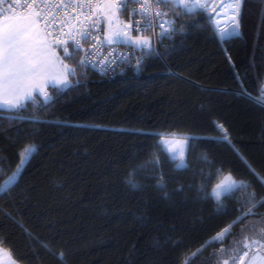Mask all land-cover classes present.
Instances as JSON below:
<instances>
[{
	"label": "trees",
	"instance_id": "trees-1",
	"mask_svg": "<svg viewBox=\"0 0 264 264\" xmlns=\"http://www.w3.org/2000/svg\"><path fill=\"white\" fill-rule=\"evenodd\" d=\"M213 23L190 29L182 44L179 36L175 45L165 42L175 51L149 60L139 73L105 78L88 68L84 86L64 90L40 113L48 123L0 117V169L6 170L0 184L15 171L21 149L38 146L18 184L0 192V208L10 203L16 209L14 219L0 216V235L8 237L5 247L15 257H25L21 264H176L182 253L207 241L196 258L200 264L218 251L211 238L235 217L217 216L212 201L202 202V194L187 189L199 183L193 171L173 170L177 161L165 160L167 196L154 187L151 173L135 175L142 188L129 186V158L142 156L151 143L136 129L212 137L220 135L212 122L222 123L239 155L225 143L197 142L192 168L202 151H210L244 178L248 192L264 198V110L234 94L237 72L249 82L260 75L264 86V0H246L237 36L221 40L208 27ZM181 185L183 192L177 191ZM253 211L246 223L264 217V207ZM28 231L44 243L54 239L53 250H63L65 259L30 240ZM233 231L239 233V226ZM231 242L229 237L225 244Z\"/></svg>",
	"mask_w": 264,
	"mask_h": 264
},
{
	"label": "snow or ice",
	"instance_id": "snow-or-ice-1",
	"mask_svg": "<svg viewBox=\"0 0 264 264\" xmlns=\"http://www.w3.org/2000/svg\"><path fill=\"white\" fill-rule=\"evenodd\" d=\"M2 3L4 0H0ZM223 7V0H59L56 4L49 0H12L7 5V14L0 11V109L7 110V114L0 112V117L10 123L20 121L32 126L48 123L40 119V113L66 94L64 90L84 86L89 66H99L103 74L117 69L123 72L126 68L140 71L149 60L175 51L174 46L164 45L165 40L175 45L179 36L182 44L189 30L200 26L202 21H214L208 27H215L214 35L218 34L221 40L237 36L246 0H232L228 17L232 25L230 30L220 26L225 15L221 11ZM120 45L130 46L129 51L120 52ZM162 46L165 47L163 53ZM137 50L139 53L134 57ZM235 75L234 94L249 103L255 102L264 110L262 77L257 75L249 82L246 75L242 77L238 72ZM49 86L53 89L51 93ZM253 91L257 95L254 96ZM212 123L219 136L196 137L176 128L134 130V134L151 143L145 144L142 156L134 154L129 158L131 170L127 183L132 189L142 188L143 185L134 180L135 175L151 173V178L156 180L154 187L167 196L164 162L178 160L173 170H191L199 177V183L188 185L187 189L202 194V202L212 201L217 216L235 217L212 236L220 247L201 259L200 264H264V217L246 223L255 215V208L264 207V198L258 199L255 190L248 192L250 185L244 178L231 166L218 161L210 151H202L196 160L197 166L192 168L193 145L197 142L225 143L239 155L224 125L218 121ZM36 152L38 146L35 144L21 149L20 162L0 184V192L7 194L18 184V177L23 175L22 166L30 163L29 157ZM5 171L0 169V175ZM185 187L181 185L177 191L183 192ZM229 204L234 205L231 211ZM15 211L10 203L5 204L0 208V216L14 219ZM237 226L239 233L233 231ZM25 235L41 243L49 254L65 259L63 250H53L54 239L44 243L30 231ZM229 237L232 242L226 245ZM207 243L182 253L176 264H196V258ZM8 244V237L0 235V264H5V257L7 264H21L25 257H15L14 250L5 247Z\"/></svg>",
	"mask_w": 264,
	"mask_h": 264
},
{
	"label": "built area",
	"instance_id": "built-area-1",
	"mask_svg": "<svg viewBox=\"0 0 264 264\" xmlns=\"http://www.w3.org/2000/svg\"><path fill=\"white\" fill-rule=\"evenodd\" d=\"M49 2L50 3H52V4H56V3H58L59 2V0H49ZM231 2H232V0H223V4H224V6L226 5V4H231ZM9 3H12V0H4V3H2V4H0V11H3L4 12V14H7V11H6V9H7V5L9 4ZM53 11H55V9L53 8L52 9ZM17 11H20V9L19 8H17ZM157 32H159V29H157L156 30ZM165 42H167V40H165L164 41V43ZM129 47L130 46H128V45H120L119 46V51L120 52H124L125 54L129 51ZM161 49V48H160ZM107 52H108V48L107 47H105L104 48V53L105 54H107ZM138 53H139V50H137L136 51V53H134V57L136 56V55H138ZM132 63L134 64L135 63V58H133V60H132ZM89 69H92L94 72H96L99 76H101V77H114L115 75H118V74H121V71L119 70V69H117V70H115V71H109L107 74H103V69L102 68H100L99 66H89ZM129 69H125L124 71H128ZM131 71H133L134 73H139L140 71H135V70H131Z\"/></svg>",
	"mask_w": 264,
	"mask_h": 264
},
{
	"label": "rangeland",
	"instance_id": "rangeland-1",
	"mask_svg": "<svg viewBox=\"0 0 264 264\" xmlns=\"http://www.w3.org/2000/svg\"><path fill=\"white\" fill-rule=\"evenodd\" d=\"M224 10V11H223ZM225 15H224V18L222 19V21H221V24H220V26L221 27H226V26H228V27H230V26H232L231 24H230V22H229V19H228V17L230 16V8H229V5H227V6H225V7H223V9L221 10ZM229 29H231V28H229ZM177 161V163H179V161L178 160H176ZM5 264H7V257H5Z\"/></svg>",
	"mask_w": 264,
	"mask_h": 264
},
{
	"label": "crops",
	"instance_id": "crops-1",
	"mask_svg": "<svg viewBox=\"0 0 264 264\" xmlns=\"http://www.w3.org/2000/svg\"><path fill=\"white\" fill-rule=\"evenodd\" d=\"M231 3H232V2H231ZM227 5H229V6H230L231 4H229V3H228V4H226L225 6H227ZM225 6H224V7H225ZM223 11H224V10H223ZM231 27H232V26H230V27L226 26V27H225V29H226V30H230L229 28H231ZM49 88H52V87H51V86H49V87H48V89H49ZM0 111H7V110L0 109ZM169 155H171V154H169Z\"/></svg>",
	"mask_w": 264,
	"mask_h": 264
},
{
	"label": "bare ground",
	"instance_id": "bare-ground-1",
	"mask_svg": "<svg viewBox=\"0 0 264 264\" xmlns=\"http://www.w3.org/2000/svg\"><path fill=\"white\" fill-rule=\"evenodd\" d=\"M96 73V72H95ZM97 74V73H96Z\"/></svg>",
	"mask_w": 264,
	"mask_h": 264
}]
</instances>
